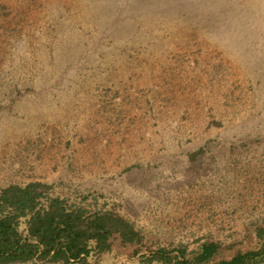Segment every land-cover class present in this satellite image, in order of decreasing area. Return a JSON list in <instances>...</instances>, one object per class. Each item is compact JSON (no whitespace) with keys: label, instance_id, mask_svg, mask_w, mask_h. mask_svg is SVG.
I'll return each instance as SVG.
<instances>
[{"label":"rangeland","instance_id":"obj_1","mask_svg":"<svg viewBox=\"0 0 264 264\" xmlns=\"http://www.w3.org/2000/svg\"><path fill=\"white\" fill-rule=\"evenodd\" d=\"M36 180L105 193L153 248L243 237L264 220V0H0V186Z\"/></svg>","mask_w":264,"mask_h":264},{"label":"trees","instance_id":"obj_2","mask_svg":"<svg viewBox=\"0 0 264 264\" xmlns=\"http://www.w3.org/2000/svg\"><path fill=\"white\" fill-rule=\"evenodd\" d=\"M102 198L99 190L63 194L40 180L0 186V264H106L112 254L111 264H264V220L240 238L204 235L153 248Z\"/></svg>","mask_w":264,"mask_h":264}]
</instances>
